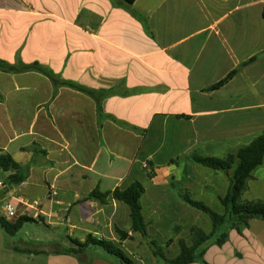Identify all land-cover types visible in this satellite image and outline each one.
Masks as SVG:
<instances>
[{
  "label": "crops",
  "instance_id": "obj_1",
  "mask_svg": "<svg viewBox=\"0 0 264 264\" xmlns=\"http://www.w3.org/2000/svg\"><path fill=\"white\" fill-rule=\"evenodd\" d=\"M41 1L54 9L53 45L38 58L41 65L61 80L112 94L102 101L100 119L92 98L67 87L55 93L50 82L51 104L38 110L37 137L48 164L35 178L31 169V177L13 188L23 211L6 219L28 216L37 223L25 229L44 224L65 232L43 238L36 228V237L10 241L0 231V264H121L99 248L78 256L54 253L89 235L130 245L136 264H164L151 242L165 250L181 241L191 245V229H201L198 210L185 197L205 203L213 194L220 201L231 186L228 174L192 158L237 154L264 132V0ZM0 13L30 16L19 8ZM234 71L227 84L210 90ZM26 141L6 134L0 153L24 166ZM253 180L254 174L246 191ZM136 182L145 190L146 238L132 231L126 204L90 199L95 190L112 193ZM255 221L243 234L231 231L224 246L209 247L205 261L264 264V236L254 230Z\"/></svg>",
  "mask_w": 264,
  "mask_h": 264
},
{
  "label": "trees",
  "instance_id": "obj_2",
  "mask_svg": "<svg viewBox=\"0 0 264 264\" xmlns=\"http://www.w3.org/2000/svg\"><path fill=\"white\" fill-rule=\"evenodd\" d=\"M128 6L133 5L137 0H123ZM264 16V13H263ZM254 58L251 61H254ZM0 70L10 73H38L50 80L55 93L60 87H67L79 91L92 98L97 105L98 116L104 118L102 101L112 92H98L75 82L61 80V77L55 72L40 63L36 62L30 65L19 64L11 65L0 61ZM238 71L232 72L222 82L211 87L210 90L218 89L234 78ZM192 160L208 169L218 172H224L231 178V186L227 195L220 198L221 204L225 207V214L221 215L214 212L209 206L203 202L192 200L189 196L185 197V202L192 208L201 211L209 216L214 230L206 233L202 229L193 228L190 231L191 245H187L184 241L179 243L180 253L173 259H168L159 246L151 242L149 245L156 258L162 259L164 264H209L205 261V254L211 246H224L228 240L231 231H237L239 234L250 227L253 220L264 221V200L263 201H243V196L247 189V183L252 178L253 172L264 164V132L257 137L250 145L240 149L237 154H231L223 159L213 157L194 156ZM0 169L6 173H10L7 179V186L13 187L24 184L29 177V170L17 162L9 153H0ZM145 190L143 186L136 182L125 190L116 189L112 193L101 194L99 190H95L90 199H96L100 202H106L111 197L116 201L126 204L130 209L131 228L133 232L140 233L143 237H147V227L142 213L140 200ZM29 223H37V221L28 216H20L15 222H10L4 216L0 215V230L9 237L16 236L21 229ZM121 240H126L128 234L124 231H118ZM75 248L57 250V255H75L83 253L88 248H99L107 254L117 258L121 264H136L121 248L120 244L104 239H96L89 235L85 242L73 240ZM15 251L29 254H39L30 250L16 249ZM83 264V263H81Z\"/></svg>",
  "mask_w": 264,
  "mask_h": 264
},
{
  "label": "rangeland",
  "instance_id": "obj_3",
  "mask_svg": "<svg viewBox=\"0 0 264 264\" xmlns=\"http://www.w3.org/2000/svg\"><path fill=\"white\" fill-rule=\"evenodd\" d=\"M0 8H19L25 14L30 15L27 17L21 13H0V61L11 65L40 63L38 58L42 59L43 56L47 55L46 52L53 45V5L44 4L41 0H0ZM51 92L50 81L41 74L33 72L13 74L0 70V139L6 134L22 135L23 138L27 139L26 142L29 145L26 147L28 151L24 157V166L29 170V177H31L32 169V178L37 177V172L41 171L39 168L48 164L40 157L42 156L40 155L41 150L37 145L38 110L43 107L49 108ZM165 152L163 151L162 154ZM253 174L256 180L250 182L243 200L263 201L264 165L257 168ZM7 179V174L0 169V181L6 182ZM14 194L11 192L6 202L0 206L1 214L5 215L2 207L7 203L14 206L17 215L23 211L20 203L12 199ZM204 202L214 212L221 215L225 214V207L213 194H210ZM196 212L199 216L196 225L206 233H211L214 226L209 216L201 211ZM16 217L11 219L14 220ZM169 218L178 220L183 216L182 214H169ZM178 224L181 225L182 221H178ZM36 228H40V235L43 238L57 237L65 232V228L52 230L44 224H41L40 227L28 225L26 229L22 228L16 236H8L9 240L20 241L28 234H34L36 237L38 233ZM254 230L264 236V221H255ZM8 243L9 241L6 242L7 245ZM159 246L164 247L162 244ZM122 249L127 256L129 253H133L130 245ZM162 250L168 258L172 259L178 255L180 248L170 245L167 246L166 250L164 248Z\"/></svg>",
  "mask_w": 264,
  "mask_h": 264
},
{
  "label": "built area",
  "instance_id": "obj_4",
  "mask_svg": "<svg viewBox=\"0 0 264 264\" xmlns=\"http://www.w3.org/2000/svg\"><path fill=\"white\" fill-rule=\"evenodd\" d=\"M6 186L3 183H0V188H5ZM2 210L5 214V218L16 217V210L11 203H7L2 207Z\"/></svg>",
  "mask_w": 264,
  "mask_h": 264
},
{
  "label": "water",
  "instance_id": "obj_5",
  "mask_svg": "<svg viewBox=\"0 0 264 264\" xmlns=\"http://www.w3.org/2000/svg\"><path fill=\"white\" fill-rule=\"evenodd\" d=\"M13 188V186L9 185L0 190V201H4L6 199L7 194L10 193Z\"/></svg>",
  "mask_w": 264,
  "mask_h": 264
}]
</instances>
